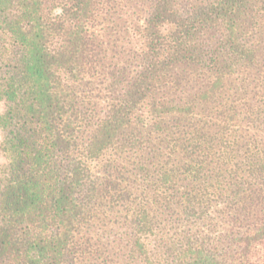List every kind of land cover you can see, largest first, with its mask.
I'll return each mask as SVG.
<instances>
[{
	"label": "trees",
	"instance_id": "1",
	"mask_svg": "<svg viewBox=\"0 0 264 264\" xmlns=\"http://www.w3.org/2000/svg\"><path fill=\"white\" fill-rule=\"evenodd\" d=\"M0 264H264V0H0Z\"/></svg>",
	"mask_w": 264,
	"mask_h": 264
},
{
	"label": "rangeland",
	"instance_id": "2",
	"mask_svg": "<svg viewBox=\"0 0 264 264\" xmlns=\"http://www.w3.org/2000/svg\"><path fill=\"white\" fill-rule=\"evenodd\" d=\"M2 111H3V106H2V104H0V113H2ZM3 162L4 161H3V159L0 156V164L3 163Z\"/></svg>",
	"mask_w": 264,
	"mask_h": 264
}]
</instances>
